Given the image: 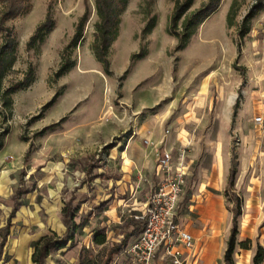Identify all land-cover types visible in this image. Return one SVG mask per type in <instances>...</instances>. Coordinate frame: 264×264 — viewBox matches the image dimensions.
<instances>
[{
  "label": "rangeland",
  "instance_id": "1",
  "mask_svg": "<svg viewBox=\"0 0 264 264\" xmlns=\"http://www.w3.org/2000/svg\"><path fill=\"white\" fill-rule=\"evenodd\" d=\"M177 1L129 0L109 51L112 76L93 51L99 20L95 0H29L25 11L6 23L18 46L3 87L12 88L33 72L29 86L12 96L11 113L0 114V183L5 174L12 180L7 197H0L1 225L5 227L14 210L8 201L22 188L14 232L29 240L22 255L6 256V264L8 260L34 264V242L49 234L63 236L62 209L70 199L77 209V235L73 244L53 252L47 264H102L127 231L119 226L135 213L145 214L158 181L156 161L163 149L156 155L151 152L155 144L142 137L149 131L195 140L188 151L193 178L221 171L225 157L221 148H227L230 158L238 157L235 126L264 117V0L244 36V20L256 0H221L180 51L177 38L169 33ZM208 1L195 0L190 12L200 11ZM234 3L237 12L231 24ZM3 8L0 1V17ZM86 10L90 16L83 39L70 55L74 64L59 77L67 60L65 51ZM49 14L54 29L30 48V39ZM151 17L157 26L143 35ZM4 40L0 32V47ZM49 126L54 127L41 134ZM255 127L264 160V124ZM135 134L140 137L135 140L138 146H130ZM144 150L148 154L141 159ZM174 152L176 173L180 155ZM250 166L244 175L251 174L254 184L262 186V223L253 227L252 236H243L240 228L235 253L241 264H247L251 254L241 248L240 239L248 242L249 250L255 246L256 255L264 232V162ZM187 187L186 183L184 191ZM235 192L243 202L237 183ZM97 235L106 236L105 245L95 243ZM125 251L115 256L113 264H131ZM196 259L190 264H197ZM221 259L224 264V256Z\"/></svg>",
  "mask_w": 264,
  "mask_h": 264
},
{
  "label": "trees",
  "instance_id": "2",
  "mask_svg": "<svg viewBox=\"0 0 264 264\" xmlns=\"http://www.w3.org/2000/svg\"><path fill=\"white\" fill-rule=\"evenodd\" d=\"M4 4L2 10V15L0 17V32L4 34V44L0 47V114H10L13 108L14 102L12 101V96L17 90L26 88L29 86L33 72H30L27 78L23 82H18L12 88L5 89L3 87V82L8 72L13 68L16 61L15 53L17 51V43L14 38V31L6 26V23L13 21V19L19 17L27 6L29 0H0ZM221 0H209L208 3L201 7L198 12L191 13V7L194 5L195 0H178L174 7V13L170 21L169 33L178 40L177 50H183L187 47L190 39L192 38L196 31L202 26L203 22L208 19L213 13L216 12ZM263 0H256V4L250 13L245 17V22L243 25V31L241 35H245L251 22V19L255 17L257 12H259L263 6ZM129 5V0H95V7L98 15V22L96 23V33H95V45L93 47L94 54L96 55L98 61L103 64V69L106 74L112 76L111 63L109 59V51L116 39L119 36L122 16L127 11ZM230 10V22L233 15L236 14L235 3L231 6ZM85 15L80 19L79 23L76 25L77 32L73 39L72 44L65 51L67 60L62 63L60 69L58 70V76L66 74L74 64L71 61L72 49L77 48L83 39V32L85 29L86 22L89 19L90 13L88 10L85 11ZM232 24V22H231ZM156 18L151 17L148 25L145 27L143 35L150 34L156 28ZM54 29L53 19L51 14L48 15L47 19L39 27L38 32L30 39L29 47H33L37 42H43L44 38L48 33ZM144 54H141L143 58ZM56 100L47 104L45 108L52 106ZM44 108V109H45ZM54 126L46 127L43 133L51 130ZM3 145H0V150H2ZM26 161L29 162L28 157ZM238 173L237 167V157L232 159L231 171L228 179V186L225 191V196H227L229 202L231 203L230 211L233 213L232 220V230L229 237L228 248L225 252V264H235L234 253L237 247V236L239 234L238 220L242 215V198L235 192L236 177ZM25 193V191L19 187L18 192L10 198L8 201L9 205L14 207V210L9 215V219L2 229H0V261H2L5 246L11 235V229L13 227V220L16 218L17 212V202L20 196ZM63 223L65 227V233L63 236H58L56 234H49L40 240L34 242V254L32 261L34 264H47L49 256L53 252L62 251L67 248L69 243L74 242L75 237L78 232L79 225L77 223V209L75 208L74 201L71 199L65 204L62 209ZM141 214L135 213L133 216L127 218L118 229H127L125 235L117 242L106 255V259L102 264H113L115 256L122 253V250L127 248L131 240H135L146 229L147 219H140ZM105 235H97L95 237V243L99 245H105L106 243ZM241 248L249 250L248 242H242ZM256 256L254 257V264L264 263V249L258 247ZM1 263V262H0Z\"/></svg>",
  "mask_w": 264,
  "mask_h": 264
},
{
  "label": "crops",
  "instance_id": "3",
  "mask_svg": "<svg viewBox=\"0 0 264 264\" xmlns=\"http://www.w3.org/2000/svg\"><path fill=\"white\" fill-rule=\"evenodd\" d=\"M256 125L257 124L254 123L253 118L251 122H249V124L239 123L235 126V131L238 133V138H240L237 151L238 157L235 155L237 157V166L239 167V172L237 173L236 177V183L237 186L241 187L243 196H245L241 208L242 215L238 220L239 231L241 228L243 236L247 234H254L255 230L253 229V227H259L262 223V211L260 209L263 199H260L259 197L262 186L259 187L254 184V179L251 177V174L249 176L247 175V177L246 175H244V172L250 171V163L253 164L264 162V160H262V158L260 157L259 137H257L253 133L257 130L255 127ZM136 135L137 134L131 137L132 141L134 142L133 144L131 143L130 146H138L139 140L138 142H136L135 140L139 139L140 137ZM142 137H145L146 140L149 139V141H152L155 144V147L151 149V152L155 155L160 149H163L162 151H171V153L172 151H175V154H179L180 151L186 150L187 157L184 162V166L187 173L186 183L187 185L189 184V187H187V191H184L182 196L180 197L181 200L178 205L176 220L185 230L191 233L194 240L196 241L195 248L190 254L193 255L194 258H197V264H222V256H224L225 264V252L228 248V245H226V241H228L229 243V237L233 227V213L230 211V207L232 205L227 206V196H225V191L229 183L228 179L232 164V158H230V153H227V148H221L222 150H224L221 152H225V157L222 162L223 167L221 168V171L217 169L215 172L209 175H204L202 173L199 176L193 178V174L192 172H190L191 164L188 163V151L190 150L192 145L195 144V140L192 137L188 138L187 136L181 134L176 138H170L166 134L164 136H159L157 135V133L155 134L154 131H149ZM147 154V150L141 151L139 153V155H142L141 159L146 157ZM158 160L156 161V166H158ZM218 164L219 163L216 161L213 165L216 166ZM161 178L162 174L158 173V181L153 191L157 187L158 182ZM1 181L2 183H0V197L4 199V197L6 198L9 194L6 193L8 190L7 187L11 186L12 180L5 174ZM237 194L239 195V193ZM3 209L4 208L0 206V217L4 213ZM15 225L16 223L13 220V227L11 230L12 233L5 246V252L2 261H0V264L5 263L4 260L8 254L14 255V258L16 256L22 255L23 252H25L26 243L29 242V240H27L25 236H16V233L14 232ZM3 227L4 226L1 225L0 218V229H2ZM262 234L263 235L259 239L257 247H262L264 249L263 231ZM133 241L134 240H132L131 242ZM243 241V239H240V242ZM254 248L255 246H252L251 250H246L247 252H249V254H251L247 256V264H254L253 258L256 256L253 253ZM188 254L189 253H186V255ZM234 254L235 264H241L240 262H238L239 254ZM8 261V264H10L11 260ZM131 264H133L132 261ZM154 264L163 263L156 260Z\"/></svg>",
  "mask_w": 264,
  "mask_h": 264
},
{
  "label": "built area",
  "instance_id": "4",
  "mask_svg": "<svg viewBox=\"0 0 264 264\" xmlns=\"http://www.w3.org/2000/svg\"><path fill=\"white\" fill-rule=\"evenodd\" d=\"M254 123L263 125L264 117L254 118ZM179 154L180 168L176 173L172 169L174 156L171 152L163 151L158 160L162 178L149 197L145 215L138 217L147 219L146 229L125 251L133 264H154L156 260L163 264H190L192 258L194 260L190 253L196 241L176 220L187 176L184 167L186 150Z\"/></svg>",
  "mask_w": 264,
  "mask_h": 264
}]
</instances>
